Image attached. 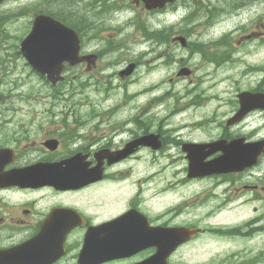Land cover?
I'll list each match as a JSON object with an SVG mask.
<instances>
[{"label":"rangeland","instance_id":"1","mask_svg":"<svg viewBox=\"0 0 264 264\" xmlns=\"http://www.w3.org/2000/svg\"><path fill=\"white\" fill-rule=\"evenodd\" d=\"M219 2H221V0H219ZM15 6L16 5H8L3 10H0L1 19L4 18L3 13L10 12L11 17L9 18V21L13 22L15 24L14 26H16L21 21V19H23L22 15L18 11L12 10ZM51 6L53 8H57L56 5ZM202 6L208 8L206 12L210 14L209 19H211V21L209 24H206L208 30L206 29L205 33L198 32L199 30H204L200 28L202 22H200V24L196 26L195 30L198 29L196 33H199V39H222L220 40V43H222V45L231 42L228 46L229 55H234V57H232V61L240 60V63L236 64L235 66H223L221 64L215 65V63L213 62H211V64L206 63L207 58L202 54L194 53L190 58L188 57V55L180 56L186 55L185 50L182 51L181 48L176 45L175 48H173L174 45L168 41L166 45L167 49H179V51L175 53V58L173 57V54H170L168 62L159 67H156V65H153V63L149 64L147 58L141 59L142 56L138 55L143 44L137 41L136 36L142 35V33H144V29L140 28L139 17L141 18V23L143 24V26H145L146 31L150 30V27H148V24L146 23L147 19L142 14L138 13V11H142L141 9H134L130 13V17L133 22V26L131 27L133 32L129 35L130 44L133 46V49H135V53L130 56V59H133L134 61L138 60L140 63L138 64L137 73L133 76L135 79L133 80L134 82H129L127 84L128 91H136L140 83L143 85H148V83L151 82L155 83L157 81V83H160V80H164L165 83L163 85V88L170 86V88L177 92V94H173L171 97H169V94H171L170 90L166 94L167 98L165 99H168V102L173 103V105L171 106L172 109L169 110V104L155 107L153 110L157 115L154 119L151 120L158 124L161 116L169 111L170 118L168 120L166 118L163 122L160 123L162 129H167V124L177 123V120L182 117L183 118L181 120V123H193L196 121H201L197 125L200 127L199 129H196L194 126L193 128L189 129V131H185V133L189 134L184 140L178 142L189 141V139L198 141L209 140L212 135H216L218 131H222L225 127L224 124L226 118L229 115V110L231 106L236 103L233 100L235 94L243 90L258 88L264 90V15L262 17V25L260 30V25L257 24V18L261 13L256 14V16L248 15L245 18V21L241 22L238 19H230V15H228L227 10L219 14L220 11L216 12L214 7L211 8V5ZM225 7L226 5H221V8ZM199 8H201V5H199ZM61 9L65 10L66 12L67 10H78L74 7V5L69 4L66 6V8L64 5H62ZM207 13H203L202 16H207ZM75 15L78 16L77 13H75ZM77 16L72 17L77 18ZM175 19V17L165 18L163 21L159 20L157 24V21L155 19H151L150 17L148 19V23H154L155 27L161 28L155 29L158 30L155 34H151L149 32L148 33L153 36H158L162 32L167 33L168 31L165 32V30L162 28L163 25L169 26L174 22ZM218 23H220V26H215V24ZM185 25H190V21H188ZM211 25H214L212 30H210ZM159 30H162V32H159ZM212 31H216V35ZM131 35L133 36V39L131 38ZM212 44V42H208L206 43V45L198 46L199 43H196L195 45L199 48L197 49L195 46L194 49V47L192 46L190 49L198 51L202 50L203 52L207 49L209 51ZM6 45L8 44L6 43ZM224 56L217 59L218 61L216 63L227 62V59H224ZM126 60L129 61V58H126ZM245 62L248 65L256 66L258 64V68H255L256 70H253L252 72L246 71L242 73L246 69V67L244 66ZM185 63L192 65L191 75L181 79L177 78L176 73L180 68L182 69L183 67H185L184 65H182ZM231 67L236 68H232V70H229V68ZM11 72L14 73L16 78L21 75V80L19 83L20 87L18 89V92L27 94L26 98L22 99L20 104H15V107H20L21 111L17 112V119L19 121H17L16 125L13 126V130H32L33 138H31V140L35 141V144H39V141L43 139V132L46 130L45 127H47L48 124H57L58 118L47 116L41 120L42 128H40L38 124V127H36L34 125V122L36 121H34L33 123L31 122V118H34L31 117V113H45V111L41 110H43L46 101L38 106V111L36 109L37 94L39 91L38 89L44 91V89L41 88V83L43 82L41 81V78L38 77L36 93V91L34 90L36 88L33 87V83L36 79L33 76L30 77L29 75H27L24 70H21L19 72V69ZM9 76L13 77V74H9ZM208 77H210V79H214V81H217L215 84H213L212 88L208 86ZM23 79H25V81H22ZM192 79L194 81L196 80L199 83V86L194 87L193 89H187V92L185 88L188 86V82ZM62 88L63 87L59 88L58 92H61ZM178 89L183 90H180L178 92ZM83 90L84 93L79 94V96L78 94L69 96L70 99L67 101L69 105L65 107L66 112L77 114L76 120L81 119L84 122L83 125L95 124L94 122H92V116H97V114H99L100 112H104L105 114L110 113L108 108L119 103V101H122L123 106L120 109L121 111L115 113L116 116L113 120H121L125 115L133 114L135 110L138 109L141 104L145 103L147 99H151L153 91L159 92L158 88H154L147 91L143 96H138L137 94H135L133 100L129 101L123 99L124 92L114 94L108 99H101L99 89L82 87L80 92ZM13 91H15V88H13ZM198 92H200L201 94L196 96L195 93ZM204 92L205 95L208 96L207 98H202L204 97ZM207 93H214V95H207ZM180 94H185V96L180 97ZM42 96V92L38 94V97ZM227 97L231 104L225 106L224 99ZM185 103H187L186 107L184 106ZM178 105L180 106L181 110L180 112H178L179 115H177L178 113L176 111L172 112L174 107ZM50 110L51 109H49V111ZM5 113L7 115L14 114L9 110H5ZM143 113L149 114V112L144 111ZM60 114L61 111L55 112V114L52 115ZM256 121L261 122V119H258ZM254 122L255 121L246 123V128L252 127ZM259 131H262V127L259 128ZM81 132L84 134L83 131ZM165 136L166 137H164V139H168V141H177L175 137H171L169 140V135ZM20 139L25 140L23 137ZM74 146L75 144L71 145V147ZM169 147L170 145H166V148ZM168 150L169 149H162L157 153H152L149 151L139 153L134 157V159L130 160L125 165L114 169L113 171H115V176L113 174L111 176L112 179L104 182H109L110 184H114V186L106 184L102 188H97V190L84 193V195L80 199L69 200V202L79 204L80 206H82L81 208L88 213L91 219L92 217L97 219L99 216L104 214V210H107V206L109 204L111 206V196L112 194L116 196L117 192L120 196H122L121 198H115L114 200L121 201L112 205L111 210H114L115 207H119L121 205L122 206L119 209H125L128 206L126 203L127 199L130 201L133 200L139 204L144 202V205L148 209L155 211L154 213L156 216H158V221L160 222L169 221L175 223L180 220L185 221V218L189 215L191 219L198 224L202 223L203 225L208 227L230 228V230L224 232L226 234L235 233V231L242 234L240 228L236 229V226L234 225H237L238 223L241 224L244 219H246L244 228H246L245 226L247 222H250L251 225H253V221L247 220L248 218L253 217V215L255 217L256 212L252 211L251 208L240 207L235 210V213L233 215H229L228 213L230 212L223 208H219L221 206L230 205L228 204L230 202L231 204H233L244 200L234 199L225 204H221L220 197L216 198L214 196H211L213 195L212 191L217 194L222 193L220 192V189L223 186H226L220 183L221 185H216L214 187L213 185H210L211 183H209V180H204L205 177L197 178L196 180L188 179L186 177V168L183 160H178L177 152L175 149L170 150L171 154L167 153ZM24 151L29 152L31 156H41L40 151L36 149L34 151L32 147L31 149H27ZM55 155L57 156V158L61 156L60 153ZM119 181L121 184H115ZM122 181L124 182L122 183ZM99 190L104 191L100 192ZM203 192H206L209 195L206 202L201 201L200 197H195L197 195H201V193ZM45 195V192L35 193L29 198H32V200L35 199L38 202ZM66 196L68 198L71 195ZM107 196L110 197V199L106 200ZM193 199L198 201H193ZM54 200H59L57 202L59 203L60 200H65V198H63L62 195L55 196L54 198H50L49 202H53ZM209 202H211V206L216 207L212 214L211 206H209L208 204ZM98 204H101L102 206L99 207L97 206ZM184 210H188L189 212H186ZM107 217H109V214L107 215ZM249 230L251 234L241 237L235 235L232 241H226L223 243L210 241L209 239L201 241L200 238L195 243L191 244L190 247L185 249L182 248L179 252H177L174 256V259L177 260L178 258H181L187 262H200L211 261L207 259L212 258L215 264H225L226 259H228L230 264H234L235 259L231 257V253L237 252L238 248H241L245 245L244 243H250L251 246H254V243L258 241L257 239L263 241L264 243V233L258 236L257 232L252 227ZM220 237L222 239L226 238L227 236L220 233ZM76 238L77 235H74L72 237L73 240H75ZM206 242H209L207 246H205L204 244ZM66 259H68L69 262L74 261V259H72L70 255ZM261 264H264V258H262Z\"/></svg>","mask_w":264,"mask_h":264},{"label":"flooded vegetation","instance_id":"2","mask_svg":"<svg viewBox=\"0 0 264 264\" xmlns=\"http://www.w3.org/2000/svg\"><path fill=\"white\" fill-rule=\"evenodd\" d=\"M17 0H8L4 5H15L19 2ZM67 5H74L76 10L75 13L78 14V17L81 19L82 30H81V48L80 54L83 57V63L78 66L79 71L85 73L88 77H91L93 74H108L110 78H120L119 72L131 61L126 60L132 54V49L129 44V22L128 11L136 6H143L141 0H68ZM52 4L53 0H49ZM249 5H260V0H247L246 2ZM64 5V4H61ZM166 6L162 10H151L146 11V14L154 15L156 13H162L168 9H175L180 5H227L231 9V12L238 16V10L243 7L242 4L234 5L230 2H213L206 1L202 2L201 0H173L172 4H165ZM74 13V14H75ZM77 16V15H76ZM1 35V34H0ZM148 40V39H147ZM189 40V39H188ZM151 45H154L155 42L150 39L148 40ZM153 41V42H152ZM173 41V40H172ZM4 56H10L14 59L13 67L20 68V62L18 57L19 51H9V50H0V138L4 137H23L25 140L21 139L20 141L36 142L31 140L32 130H13V126L16 125L18 115L6 114L4 109L7 108L5 105V89L2 88L7 84H14L15 79L7 82L6 80V64ZM136 64V62H134ZM110 78L106 81V84H111ZM123 78V77H122ZM128 78H130L128 76ZM143 94L146 91H142ZM236 102L231 106L229 110V115L226 118L225 127L222 131H218L216 135H212L209 140L198 141L193 140L190 142H212L214 140L224 139L227 142L244 137L246 142L260 141L264 139V111L263 110H252L248 112L242 120L235 124H228L227 121L236 115L239 110V104L237 99H234ZM153 103L147 102L149 107ZM8 110H13L14 108H7ZM16 111L19 108H15ZM146 110V109H144ZM107 119H114L116 116L113 113L105 114ZM128 117L127 122H122L121 124H113V121L110 119V126L107 130L99 131L96 135H93L89 132L88 137H83L82 140L73 139L74 135H56L54 136V131L50 129V124L45 127V132H43V139L39 141L38 145H34L37 149L43 151L47 148L44 144L45 141L55 139L57 141V146L52 156H43L42 159L46 160H58L57 156L54 154L58 153L61 148L68 149V144L74 142L76 146L70 149V152L62 153V155H71L73 153H85L88 155L89 162L94 163V159L91 158V155L96 156L97 159H100L103 164L104 174L103 180H107L109 173L116 169L119 165L123 164L126 160L132 157V154L122 159L120 162H117L111 166L108 165L107 157L110 153L118 152L123 150L125 146L133 142L134 139L138 138L141 135H144L149 132V125L146 121H141L139 117H146L144 113L138 114H129L125 115ZM261 119V122L256 121ZM255 121L252 127L246 128V123ZM262 124V125H261ZM179 127H185L184 124L178 123ZM260 125L258 128L256 126ZM40 128L42 126H39ZM83 127V125H82ZM262 127V131H259V128ZM49 134V135H48ZM161 148L165 146L166 143H170L168 139H164V135L160 131L157 132ZM64 136V137H62ZM78 138V137H76ZM181 147V142H174ZM4 143L0 140V147ZM31 149V147H27ZM32 149H35L32 147ZM14 150V148H13ZM143 150H149V148L144 146H137L136 152ZM61 152V151H60ZM73 152V153H71ZM15 160L4 167L5 171L12 168L21 167L25 164H29V157H20L14 150ZM61 155V156H62ZM90 155V156H89ZM184 157V156H183ZM18 160V162H17ZM112 176V175H111ZM115 176V174H114ZM209 180V183H216L217 185H225L220 189L222 193H214L212 196L216 198H221V204H225L234 199H240L244 201H239L238 203H233L228 206H221L230 212L229 214H234L235 210L238 208H251L252 211H255V217L248 218V221H253V225L250 222L246 223V228H244L246 219L243 220L241 224L234 225L236 229L240 228L242 234L239 232L226 234L225 231L230 230V228L222 227H208L194 222L191 217L188 215L185 218V221H178L175 223L169 221H158V216L155 215V211L148 209L144 202L136 203L131 200L126 207V209L115 210L111 213L109 217L102 216L96 220L90 221L89 218H85L84 224L81 227L76 228L72 231L71 237L65 242V250L63 256L60 258L56 257L58 251L61 249V244L50 241L47 243L46 247L40 246L38 242H35L30 245H26L24 251H19L16 248L35 236L43 222L46 220L49 213V209L57 204L66 205L71 199H76L74 195L66 194L68 192H58L51 193L50 198L61 195H71L67 199L60 201L59 203H53L48 207H45L40 210H36L33 205V201L30 200V196H33L37 191L44 190L43 188L31 189V188H21L19 186H9L7 188H0V264H78L77 259L79 256V249L82 241L83 234L85 232L84 228L90 225V222L96 224H102L107 220H112L121 215L128 214L132 212V217L126 218L117 222L114 226L115 232L117 231L118 226L126 228L135 223L137 226H134L130 230L128 238L132 243H137L140 239H143L142 233L148 232V227H176V228H186L195 231L193 236H190L189 232L187 233L185 241L179 244L173 252L166 258L168 264H214L211 258L207 260L211 261H196V262H187L181 258L177 260L174 259V256L182 248H188L191 244L195 243L198 239L202 238L206 234H225L229 237L244 236L251 234L250 228L252 227L257 235L260 236L264 233V151L259 156L256 165L251 168H245L237 173L221 174L214 175L210 178L204 179ZM200 183V182H199ZM101 184L100 182L93 184L89 187L96 186ZM88 187V186H87ZM88 187V188H89ZM52 189L50 187H45ZM200 196V195H197ZM48 198V199H50ZM251 202V203H245ZM101 206V204H98ZM203 205V204H202ZM211 206V205H209ZM220 206V205H219ZM62 207V206H59ZM216 207L211 206V214L214 212ZM46 211V212H43ZM48 211V212H47ZM189 212L188 210H184ZM106 213V210H104ZM146 218L147 221L141 219ZM74 235H77L75 240L72 239ZM118 238V236H110L107 238V245H113ZM257 239V238H256ZM81 240V241H80ZM254 243V246H251L250 243H244L245 245L237 250L235 253H231V257L235 259L234 264H261L262 258H264V243L263 241L257 239ZM105 243L98 241L96 248L101 251ZM11 249H15L13 255L10 252ZM154 247H148L144 250H141L127 258H121L110 262H105L101 264H134L140 261L145 260L155 252ZM71 256L72 259H75L73 262H69L66 259L68 256ZM194 255V254H193ZM57 258V259H56ZM163 260V259H162ZM225 264H230L229 260L226 259Z\"/></svg>","mask_w":264,"mask_h":264},{"label":"water","instance_id":"3","mask_svg":"<svg viewBox=\"0 0 264 264\" xmlns=\"http://www.w3.org/2000/svg\"><path fill=\"white\" fill-rule=\"evenodd\" d=\"M148 6L149 7H153V6H156V5H148ZM40 24H41V21H38L37 24H36V28H38ZM27 55H28L29 59L30 58L34 59V64L37 66V68L40 69V63L37 62L36 57L34 55H32V54H29V53ZM47 56H45L44 58H47ZM40 57H42V55L40 53H38L37 58L39 59ZM52 58L55 59V56L52 57ZM62 58H63V56L61 54H57V60H60ZM44 60L46 61L47 59H44ZM256 97H257L256 100L251 102V105L249 104V106L264 108V95H258ZM241 103L243 104V101H241ZM248 109L249 108H245V111H247ZM259 150H260V146H255V149H254L252 154L251 153H247L248 151H246V152L243 151V152H240V153H229L227 151V153H228L227 154V158L220 160L219 163L223 164V163L229 162L231 164L233 162H236L235 165L239 164L240 167H243L245 165H249V162H250V164L253 162L252 158H254V153L259 151ZM0 167H2V166L0 165ZM4 175L5 174L3 172H0V185H2L1 182L3 181Z\"/></svg>","mask_w":264,"mask_h":264},{"label":"bare ground","instance_id":"4","mask_svg":"<svg viewBox=\"0 0 264 264\" xmlns=\"http://www.w3.org/2000/svg\"><path fill=\"white\" fill-rule=\"evenodd\" d=\"M153 42V41H152ZM166 71V70H165ZM164 71V72H165ZM161 79V78H160ZM160 81H162V80H160ZM149 89V86H147V87H144V86H142V91H147Z\"/></svg>","mask_w":264,"mask_h":264}]
</instances>
